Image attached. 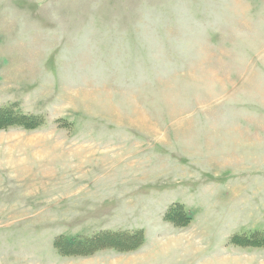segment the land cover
I'll use <instances>...</instances> for the list:
<instances>
[{"label": "rangeland", "instance_id": "obj_1", "mask_svg": "<svg viewBox=\"0 0 264 264\" xmlns=\"http://www.w3.org/2000/svg\"><path fill=\"white\" fill-rule=\"evenodd\" d=\"M0 264H264V0H0Z\"/></svg>", "mask_w": 264, "mask_h": 264}, {"label": "trees", "instance_id": "obj_2", "mask_svg": "<svg viewBox=\"0 0 264 264\" xmlns=\"http://www.w3.org/2000/svg\"><path fill=\"white\" fill-rule=\"evenodd\" d=\"M175 207L176 206H174L173 209L170 210L168 212V214L166 215L165 218L168 221L174 220V219L171 218L170 215H171V213H172V211L174 210ZM108 233H110L111 236L102 237V239H105L104 241H100V240H98L96 238H93L92 240L95 241V242H104L103 245H110V247H114V248H116L117 250H120V251H122V250L123 251L133 250V249H135L136 247L140 246L143 243L142 242L143 241V239H142L143 237H141L142 235H141L140 231L139 232L137 231V232H134V233L132 232L131 234L123 232V231L112 232V233L108 232ZM107 235H109V234H107ZM127 240L128 241L131 240V241L136 242L137 243L136 247L126 248V244L128 243ZM88 244H90V243H88ZM138 244H140V245H138ZM85 246L90 247L89 245H85Z\"/></svg>", "mask_w": 264, "mask_h": 264}]
</instances>
